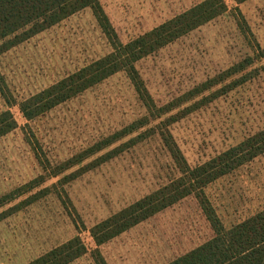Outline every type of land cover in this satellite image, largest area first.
<instances>
[{
	"label": "rangeland",
	"instance_id": "1",
	"mask_svg": "<svg viewBox=\"0 0 264 264\" xmlns=\"http://www.w3.org/2000/svg\"><path fill=\"white\" fill-rule=\"evenodd\" d=\"M205 0H100L121 45ZM226 12L137 60L146 91L113 74L27 121L18 105L112 52L91 8L0 55V264H27L78 236L70 264H169L213 237L189 195L101 246L90 228L179 176L160 133L189 167L264 129V0H222ZM222 230L264 209V154L205 188Z\"/></svg>",
	"mask_w": 264,
	"mask_h": 264
},
{
	"label": "trees",
	"instance_id": "2",
	"mask_svg": "<svg viewBox=\"0 0 264 264\" xmlns=\"http://www.w3.org/2000/svg\"><path fill=\"white\" fill-rule=\"evenodd\" d=\"M100 0H0V55L17 44L50 28L73 13L91 8L112 45V52L81 68L41 92L22 101L19 111L31 121L74 98L106 78L125 72L138 97L147 105L146 91L132 64L176 41L226 12L222 0H205L124 45L114 35L99 7ZM240 4L246 0H235ZM0 84V91H3ZM15 121L8 111L0 113V137L12 132ZM168 133H160L179 176L126 208L93 225L89 235L101 246L132 227L192 195L198 202L213 237L169 264H264V209L222 230L203 195L207 186L264 154V129L228 148L214 158L189 167ZM86 254L78 236L51 249L27 264H70ZM95 264H105L97 250Z\"/></svg>",
	"mask_w": 264,
	"mask_h": 264
}]
</instances>
